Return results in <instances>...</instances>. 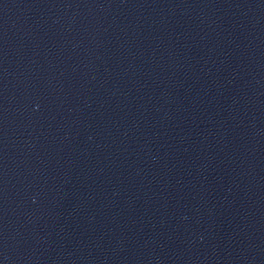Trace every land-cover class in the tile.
Here are the masks:
<instances>
[{
	"label": "water",
	"instance_id": "95a60500",
	"mask_svg": "<svg viewBox=\"0 0 264 264\" xmlns=\"http://www.w3.org/2000/svg\"><path fill=\"white\" fill-rule=\"evenodd\" d=\"M0 264H264V0H0Z\"/></svg>",
	"mask_w": 264,
	"mask_h": 264
}]
</instances>
